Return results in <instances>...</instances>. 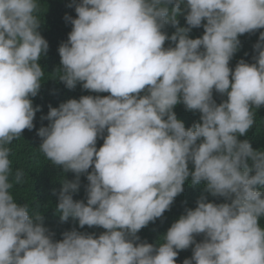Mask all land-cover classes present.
I'll use <instances>...</instances> for the list:
<instances>
[{
	"label": "clouds",
	"instance_id": "obj_1",
	"mask_svg": "<svg viewBox=\"0 0 264 264\" xmlns=\"http://www.w3.org/2000/svg\"><path fill=\"white\" fill-rule=\"evenodd\" d=\"M73 6L76 18L65 15L72 28L58 48V78L70 90L80 83L110 95L49 105L38 150L75 174L62 179L60 221L105 231L73 228L54 240L43 215L16 202L13 177L20 184L24 173H13L8 145L34 128L40 108L31 98L45 79L38 61L49 44L38 31L39 0H0V264H176L190 247L183 264H264V192L257 190L264 186V150L238 139L264 106V31L253 45L254 62L229 66L239 37L264 29V0H73ZM181 15L188 27L179 26ZM201 26L203 35L190 38ZM214 91L227 99L218 104ZM181 103L200 121L186 128L174 111ZM81 174L86 203L73 199ZM189 180L225 202L201 195L156 244L141 241L140 230L170 210Z\"/></svg>",
	"mask_w": 264,
	"mask_h": 264
},
{
	"label": "trees",
	"instance_id": "obj_2",
	"mask_svg": "<svg viewBox=\"0 0 264 264\" xmlns=\"http://www.w3.org/2000/svg\"><path fill=\"white\" fill-rule=\"evenodd\" d=\"M78 3L79 0H76ZM40 11L38 16L42 19L38 31L48 41L49 49L46 55H43L38 63L43 68L46 76L41 84V88L36 97L31 98L33 106H39L40 111L36 112L34 118V128L29 131L25 129L21 137L13 140L8 145L11 149L10 160L12 161L13 173L17 169L22 170L24 178L22 183L15 184L12 189L16 202L23 205L28 203L30 209L39 211L44 217V225L51 232L54 233V240H61L62 234L65 231H71L75 228L80 232L95 233L99 236L105 230L100 227L84 226L80 228L78 222L69 219L67 222H61L59 213L56 212V205L58 204V194L62 187V179L69 181L75 179V174L68 172L65 173L61 167L54 166L46 160L44 155L39 152L41 138L37 135V131L42 126H47L49 121L41 120V116H46L49 111V105L58 107L60 103L66 102L68 99H79L83 95H99L101 97L110 95V93H95L84 90L80 83L77 84L75 89H68L65 84L59 80V72H56L60 65V56L58 48L62 42L68 39V33L71 31L72 25L65 20V15L76 18L75 8L69 7L73 0H39ZM180 27H188L184 16L178 17ZM166 31L171 35L175 28L171 25L167 26ZM264 29H260L255 33L244 34L239 37L241 46L238 52L233 56L230 61V68L234 70L239 60L243 59L247 63H253L252 56L255 54L253 45L258 41L259 34ZM203 27L192 28L189 32L190 38H198L203 35ZM170 42H166L165 47L169 46ZM247 54V55H246ZM213 97L219 104L222 100L227 99L226 96H220L215 91ZM174 111L177 118L184 122L185 127H191L195 122L200 121L199 112L187 111L184 105L178 104L175 106ZM255 120L256 123L252 129L245 136H240L238 139H247L254 150H264V106L256 109ZM107 133L105 132V135ZM103 139L97 140V148L102 146ZM190 169L193 166L189 165ZM91 169H89V172ZM80 189L77 193L73 194L74 200H84L86 203V186L88 181L86 174L80 176ZM257 190L264 192V186H257ZM201 195H208L204 192V185L193 186L189 181L184 184V191L178 195L170 210L164 213L162 218H158L154 223L140 230L138 233L141 241L156 244L161 235L165 234L173 222H175L180 215L184 214L185 208H195L196 201ZM209 202L222 203L225 202L223 198H215L208 195ZM39 206V207H37ZM260 224L264 227V218H261ZM203 236L196 237L197 242L202 241ZM192 248L179 252L176 264H183V260L191 258Z\"/></svg>",
	"mask_w": 264,
	"mask_h": 264
}]
</instances>
